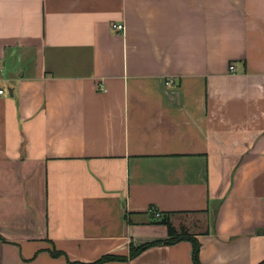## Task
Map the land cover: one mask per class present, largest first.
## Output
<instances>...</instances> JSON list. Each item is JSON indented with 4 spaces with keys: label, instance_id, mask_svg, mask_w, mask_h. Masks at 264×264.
Returning a JSON list of instances; mask_svg holds the SVG:
<instances>
[{
    "label": "crops",
    "instance_id": "crops-1",
    "mask_svg": "<svg viewBox=\"0 0 264 264\" xmlns=\"http://www.w3.org/2000/svg\"><path fill=\"white\" fill-rule=\"evenodd\" d=\"M0 64V264L264 261V0H0Z\"/></svg>",
    "mask_w": 264,
    "mask_h": 264
},
{
    "label": "trees",
    "instance_id": "trees-1",
    "mask_svg": "<svg viewBox=\"0 0 264 264\" xmlns=\"http://www.w3.org/2000/svg\"><path fill=\"white\" fill-rule=\"evenodd\" d=\"M153 212L154 211H152V213ZM168 216H169V214H163L162 218H160V220L158 221V223L160 225L166 226L167 232H168V238L165 240H161V241H154V242L142 245L138 248L131 246L130 252H129V257L134 258L137 255H139L142 251H144L150 247H154V246H158V245H170L172 243H177V242L185 240V241H189L192 244V263L193 264H199L198 254H199V247L200 246H199L198 241H196L194 238H191L190 236H188L185 233H181L180 235H178L176 233V231L172 228L170 223H168V219H167ZM51 255L54 257L60 256L59 252H55V251L51 252ZM114 259L121 260L122 258L112 257V256H104L93 264H104L106 262L113 261ZM67 264H80V263L67 262ZM260 264H264V261L261 262Z\"/></svg>",
    "mask_w": 264,
    "mask_h": 264
},
{
    "label": "built area",
    "instance_id": "built-area-1",
    "mask_svg": "<svg viewBox=\"0 0 264 264\" xmlns=\"http://www.w3.org/2000/svg\"><path fill=\"white\" fill-rule=\"evenodd\" d=\"M112 27H113V29L118 30V31H122L123 30V26H121V25H113ZM229 69H230V71L234 70L233 66H230ZM1 75H2V66L0 64V80H1ZM4 93H5L4 90L0 89V96L4 95ZM153 213L155 214L156 217H159V214H157L155 212H153Z\"/></svg>",
    "mask_w": 264,
    "mask_h": 264
}]
</instances>
